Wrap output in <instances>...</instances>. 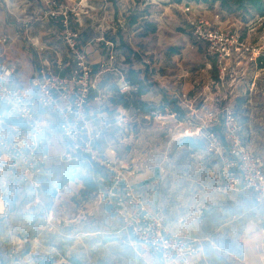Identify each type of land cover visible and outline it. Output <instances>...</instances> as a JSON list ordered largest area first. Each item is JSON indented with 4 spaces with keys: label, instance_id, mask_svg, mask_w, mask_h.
<instances>
[{
    "label": "built area",
    "instance_id": "2783aa9c",
    "mask_svg": "<svg viewBox=\"0 0 264 264\" xmlns=\"http://www.w3.org/2000/svg\"><path fill=\"white\" fill-rule=\"evenodd\" d=\"M181 8L189 12L192 37L204 47L207 66L215 71L216 85L224 91L206 99L202 109L183 94L179 101L187 111L184 118L172 114L179 136L203 140L219 160L224 186L218 190L251 191L256 203L264 205V159L244 142L231 103L234 82L246 79L258 66L264 43L249 41L239 25L222 26L219 13L211 16L194 3H183ZM0 10L34 52L32 81L22 85L15 80L17 65L5 60L8 38H0V174H9L33 190L31 205L44 209L41 229L67 236L43 199L42 177L48 176L53 160L48 135L56 126L66 141L58 161L72 163L102 185L96 200L120 217L135 243L146 247L159 264H196L198 239L172 231L164 209L150 207L137 190L135 180L151 171V164L122 158L115 145H108L107 135L127 131L133 119L130 109L110 103L111 94L102 84L105 73L118 71L115 43L106 39L103 25L95 28L102 32L94 42L104 44L108 59L98 69L82 44V22L91 19L94 26L98 6L92 0H0ZM118 87L123 94L137 90L123 76ZM0 201L1 221L9 213L4 196Z\"/></svg>",
    "mask_w": 264,
    "mask_h": 264
},
{
    "label": "rangeland",
    "instance_id": "374dc122",
    "mask_svg": "<svg viewBox=\"0 0 264 264\" xmlns=\"http://www.w3.org/2000/svg\"><path fill=\"white\" fill-rule=\"evenodd\" d=\"M92 1L98 6L97 22L92 28V20L88 19L85 31L89 29V36L96 37L102 31L96 32L95 28L103 25L106 39L115 41V66L121 72L107 77L108 92L115 94L122 76L125 78V73L134 69L146 87L140 99L155 108L148 113L131 108V128L111 132L106 138L116 144L117 133L121 141L130 143L119 147L120 157L147 160L152 169L161 167L166 174L163 198L170 199V203L183 196L192 210L215 196V208L223 209L232 200L227 194L215 192L223 184L219 160L206 146L194 150L184 144L172 107L162 110L163 96L171 100L186 94L196 101L197 109H202L206 99L224 91L216 85L215 71L207 66L204 47L192 37L189 12L170 0ZM196 3L211 16L219 13L222 26L239 25L249 41L264 43V18L251 19L242 11L223 12L219 2ZM135 15L138 18L133 23ZM0 16L2 26L6 13L2 10ZM246 18L250 20L245 22ZM151 27L155 30L148 29ZM234 84L231 103L243 126L244 139L251 147L264 150V68L254 66L246 79ZM48 141L53 160L49 175L43 179V199L47 207L53 208L56 222L67 236L43 231L44 209L31 205L32 194L9 174H0V196L8 202L9 213L0 222V264H38L44 258L53 260V264H71L69 258L73 255L85 264H159L146 247L135 243L120 217L99 204L95 192H86L84 172L58 161L56 157L65 146L60 135L55 131L48 135ZM69 177L71 180L66 181ZM2 208L0 201V211Z\"/></svg>",
    "mask_w": 264,
    "mask_h": 264
},
{
    "label": "crops",
    "instance_id": "0c3cea01",
    "mask_svg": "<svg viewBox=\"0 0 264 264\" xmlns=\"http://www.w3.org/2000/svg\"><path fill=\"white\" fill-rule=\"evenodd\" d=\"M87 20H83L80 27L84 39H82V44L86 48L92 65L97 67L102 61L108 59L107 48L102 43L94 42L97 34L96 37H91L88 33L89 29L85 31ZM83 32L85 36H83ZM1 37H6L9 41L5 60L18 67L15 80L22 85L30 84L34 71V52L28 46L20 29L5 18L4 23L0 26ZM116 73L121 72L118 69L117 72L108 71L105 73L102 84L105 85L107 77ZM55 131L60 135L61 141H65L56 126L51 127L49 134L52 135ZM117 136L118 134H116V144L108 143V145H115L116 152L119 154V147L123 144L128 147L130 143H124ZM242 136L244 139L243 130ZM244 142L249 145L245 139ZM65 147L66 141L59 154ZM251 148L264 159V150ZM51 149L52 147L49 145L50 152ZM54 151H58V149ZM165 176L166 174L161 168L155 167L135 180L137 190L150 207L164 209L167 216L166 223L172 231H180L189 237L198 239L199 251L193 256L196 264H264V233L262 231L264 229V205L256 203L253 192L220 191L218 189L224 186L222 184L215 189V192L227 194L232 202L225 204L223 209H217L214 205L216 198L214 196L212 200H207V204L190 210L187 207V199L183 196L178 199V202L174 201L173 203L169 202L170 199L163 198L162 188ZM43 179L44 177H42Z\"/></svg>",
    "mask_w": 264,
    "mask_h": 264
},
{
    "label": "trees",
    "instance_id": "16d2710c",
    "mask_svg": "<svg viewBox=\"0 0 264 264\" xmlns=\"http://www.w3.org/2000/svg\"><path fill=\"white\" fill-rule=\"evenodd\" d=\"M171 3H176V4H183V3H191V4H196V2H201L202 0H170ZM204 2L210 3V4H214L215 2H219L220 3V8L223 12H229V13H233L236 11H242L243 14L245 16L250 15L251 19L254 17H261L264 18V0H203ZM137 16L135 15L133 17V23L137 22ZM250 19L246 18L247 22ZM154 26V25H151ZM151 31H154V28H148ZM114 43V39H111ZM264 56V55H263ZM261 56L259 58L258 61V67L259 69L264 68V57ZM140 73L138 71H135L134 69H130L127 73H125V78L133 85L136 86L137 90L136 91H132L129 94H123L120 93L119 88H117L115 94H111L110 96V103L113 106H122L125 107L127 109H131V108H135L138 109L144 113H148V112H153L155 111V108L153 107H149L147 105V103L143 102L140 97L146 93V87L144 85V80L140 77L139 75ZM113 75V74H111ZM216 73H215V78L216 77ZM105 86H107V84H105ZM108 88V86H107ZM152 95H149L148 97H151ZM163 102L164 105L162 106V110H164L165 107L171 106L172 107V113H177L178 118L179 119H183L184 115L186 114V110L182 108V106L180 105V101L179 99H171L169 100L166 96H163ZM236 110V109H235ZM237 113V112H236ZM238 115V114H237ZM240 121V119H239ZM241 124V122H240ZM242 126V124H241ZM242 130H243V126H242ZM201 140V139H200ZM184 144L192 147L194 150H200L202 148H204L205 144L204 141H196L195 138L192 137H186L184 139ZM47 177V176H44ZM71 180V177L67 178L66 181ZM82 180L84 182V185L87 189L86 192H97L102 188V185L99 184L92 176L90 175H85L84 177H82ZM15 181V180H14ZM65 181V182H66ZM17 183H20L17 181ZM25 189L26 191H29L32 194V199L30 200V203L33 201L34 199V193L33 190L20 183ZM4 219H2L0 222H3ZM50 232V231H48ZM52 234H56L54 232H52ZM69 261L71 262V264H85L79 257L73 255L69 258ZM38 264H53V260H50L49 258H44L42 260H40L38 262Z\"/></svg>",
    "mask_w": 264,
    "mask_h": 264
},
{
    "label": "bare ground",
    "instance_id": "6f19581e",
    "mask_svg": "<svg viewBox=\"0 0 264 264\" xmlns=\"http://www.w3.org/2000/svg\"><path fill=\"white\" fill-rule=\"evenodd\" d=\"M159 119H165V118H163V117H160Z\"/></svg>",
    "mask_w": 264,
    "mask_h": 264
}]
</instances>
